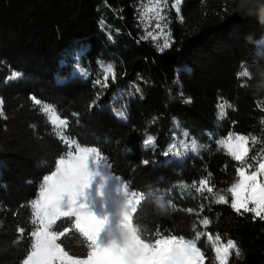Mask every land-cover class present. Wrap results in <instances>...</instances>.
Here are the masks:
<instances>
[{
	"label": "trees",
	"instance_id": "obj_1",
	"mask_svg": "<svg viewBox=\"0 0 264 264\" xmlns=\"http://www.w3.org/2000/svg\"><path fill=\"white\" fill-rule=\"evenodd\" d=\"M145 1L0 0V87L12 71L23 73L6 86L7 118H0V152L7 145L12 149L0 172V264H20L25 258L31 242L30 201L68 150L31 95L55 105L68 119L66 138L99 148L111 171L143 194L135 222L146 234L159 227L164 234L193 238L196 225L235 240L240 256L233 251L229 264H264V221L230 207L226 190L236 182L238 164L217 144L230 132L264 140V112L257 107L264 102V44L258 43L264 40V0H182L179 13L176 0H168L160 23L170 33L171 47L163 53L157 48L163 36L142 39L160 31L155 19H139ZM107 61L116 76L101 88L95 84L103 82L98 65ZM77 62L89 70L87 78L72 75ZM245 70L249 75L240 77ZM113 89L127 94L120 102L126 106L127 96L139 94L130 102L128 121L107 106ZM224 102L232 107L225 105L221 120L217 105ZM175 118L182 129L174 127ZM10 124L16 126L12 135L5 134ZM185 131L201 149L164 156L176 134ZM148 136L155 137V145L145 148ZM249 146L251 157L264 145L253 147L250 141ZM143 159L150 164L143 166ZM202 179L209 180L215 194L227 195L229 204L197 192L192 185L198 187ZM204 217L212 221L206 229L199 224ZM18 227L25 229L23 239ZM63 240L70 254H85L78 235ZM197 244L206 264H212L210 241L202 237Z\"/></svg>",
	"mask_w": 264,
	"mask_h": 264
},
{
	"label": "snow or ice",
	"instance_id": "obj_2",
	"mask_svg": "<svg viewBox=\"0 0 264 264\" xmlns=\"http://www.w3.org/2000/svg\"><path fill=\"white\" fill-rule=\"evenodd\" d=\"M179 4L180 0H176L173 5L177 13L180 12ZM168 7V0H147L139 15L141 21H157L155 28L160 30L159 33L154 36L152 32H148L142 39L152 38L155 41L163 36L162 45H157L161 53L171 47L170 33L165 32L160 23L165 20L163 13ZM179 19L183 20V16ZM258 43L264 44V40ZM98 66L104 73L103 82L97 79L95 84L106 88L110 76L115 80V68L112 64L104 66L101 63ZM75 70L85 78L89 75L84 68L77 66ZM238 75L245 77L249 73L245 70ZM21 76L22 73L12 71L5 82ZM30 99L40 106V111L49 114L50 123L57 131V139L68 150L56 160L54 170L43 176L42 183L39 184L38 198L30 201L31 230L28 237L31 242L29 251L20 264H206L207 257L197 246L202 237L213 241L215 245L212 264L216 261L218 264H229L233 250L239 258L240 252L235 241L229 239L226 244L221 243L219 235L213 240L210 233L198 230L196 225H193L192 239L173 235L167 229L165 231L168 234H164L159 227L151 234H146L135 222L138 208L144 200L143 194L130 191L129 184L119 177H110L106 171L108 166L104 164L102 167L105 157L99 148L81 146L76 140L66 138L65 130L69 127V121L61 118L52 105L42 102L35 95H31ZM226 104L227 102L217 105L218 119L222 120L227 115ZM95 106L93 101L89 108ZM227 107L232 106L227 104ZM257 107L264 112V102ZM115 115L127 119L123 112H116ZM0 118H7L2 98ZM261 124H264V117L261 118ZM250 141L253 147L257 144L264 145V140L257 136L232 132L228 133L226 139L217 141V144L224 146L227 155L238 164L235 168L236 182L226 190L232 198L230 207L239 215L251 213L253 220L264 221V146L250 157ZM154 145L155 137L150 136L143 141L145 148ZM182 148L184 152L179 151L173 143L162 154L180 156L188 151L195 153L198 145L193 138L190 143L182 142ZM249 158L252 162H249ZM141 164L148 166L150 161L143 159ZM110 181H114V184ZM192 187L201 195L205 191L214 195L213 202L216 204H229L227 195L214 193V187L209 186L208 179L200 180L198 187L194 182ZM113 192L117 194L116 199H110ZM203 207L201 205V212ZM186 211L192 213L193 209ZM210 223L212 221L207 217L199 220V224L205 229ZM16 231L19 239H23L25 229L18 227ZM72 235H78L82 240L86 249L84 255H73L65 249L63 238Z\"/></svg>",
	"mask_w": 264,
	"mask_h": 264
},
{
	"label": "rangeland",
	"instance_id": "obj_3",
	"mask_svg": "<svg viewBox=\"0 0 264 264\" xmlns=\"http://www.w3.org/2000/svg\"><path fill=\"white\" fill-rule=\"evenodd\" d=\"M145 3H147V0L144 2V4ZM176 3V2H175ZM181 3H182V0H180V4H179V7H180V5H181ZM106 64H111V62H106ZM77 66L79 67V68H84V69H86L87 71H88V73H89V70L85 67V66H83V65H81L80 64V62H77V64L73 67V70H72V75H74V76H78V77H80V78H85V77H83V76H81L80 74H79V72L78 71H76L75 69L77 68ZM18 72H20V71H18ZM20 73H22V72H20ZM22 76H23V73H22ZM188 80L190 79V74L188 73ZM62 79L61 80H63V79H66L67 77H61ZM12 81H14V80H9V81H7V82H5L1 87H0V98H2L3 100H4V93H5V91H6V86L10 83V82H12ZM35 81H37V79L35 80ZM139 87H141L140 85H139ZM127 94H124V92H123V95L121 94L120 95V92H118L117 90H115V89H113V91H111V93H110V95H109V101L111 102L110 104L108 103L107 104V106H109L115 113L116 112H123L125 115H126V117H127V119H126V121H128L129 119H130V112H131V104H130V102L131 101H134V102H136L137 100H138V96H139V94H137L136 95V98H135V96L134 97H129V96H127V100H124V101H126V104L128 105V106H126V105H124V104H122V103H120V102H122V97H125ZM122 96V97H121ZM133 102V103H134ZM47 104H49V105H52L53 106V108L55 109V111L57 112V114L58 115H60L59 113H58V111H57V109H56V107H55V105H53V104H51V103H47ZM61 116V115H60ZM48 117H49V114H48ZM61 118H64V117H62L61 116ZM12 122H13V120H12ZM174 127H176L177 129H182L181 127H180V124H179V121L175 118L174 119ZM13 127H14V125L13 124H10V126H9V130H7L6 132H5V134H8V135H12V132H13V130H15V127H14V129H13ZM185 133H187L186 131L184 132V133H181L180 135L177 133L176 134V140L174 141V144H176V146H177V149H179V151H181V152H184V150H183V148H182V142H184V143H190L191 142V140L193 139L188 133H187V136H185ZM235 133H239V134H244V133H240V132H235ZM244 135H246V134H244ZM148 137H150V136H148ZM147 137V138H148ZM195 141H196V143H197V145H198V150H197V152L201 149V144L195 139ZM81 146H89V147H93V146H90V145H81ZM94 147H96V146H94ZM11 147L9 146V145H7L6 147H5V150H4V152H0V161H2L1 163H3V165L1 164L0 165V172H1V170H2V168H3V166H4V164H5V162L7 161V160H9V158H10V152H11ZM193 153V152H191V151H188V152H186V153H184L183 155H180V156H184V155H186L187 153ZM197 152H195V153H197ZM104 164H106L108 167H107V169H106V171L109 173V175H110V177L111 176H115V177H119L121 180H123V181H125L121 176H119V175H116L115 173H113L112 171H111V169H110V165H109V163H108V161L106 160V158H105V160H104V162H103V164H102V167L104 166ZM50 174V173H49ZM48 175V174H47ZM111 183H113L114 184V181H110ZM129 190L130 191H132V192H136L137 194H140L141 192L140 191H138V190H136V189H134V188H132L130 185H129ZM38 198V195L35 197V199H37ZM117 198V194H115L114 192L113 193H111V195H110V199H116ZM217 235H212V237H213V240H215V237H216ZM220 237V242L221 243H224V244H226L227 243V241L229 240V239H224L223 237H221V236H219ZM185 239H192V238H187V237H185ZM231 240H233V241H235L234 239H231ZM210 244L212 245V247H213V249L215 248V245H214V243H213V241H210ZM197 246L200 248V246L197 244ZM201 249V248H200ZM201 251H202V249H201ZM233 251H235V250H233Z\"/></svg>",
	"mask_w": 264,
	"mask_h": 264
},
{
	"label": "clouds",
	"instance_id": "obj_4",
	"mask_svg": "<svg viewBox=\"0 0 264 264\" xmlns=\"http://www.w3.org/2000/svg\"><path fill=\"white\" fill-rule=\"evenodd\" d=\"M226 139V138H225Z\"/></svg>",
	"mask_w": 264,
	"mask_h": 264
}]
</instances>
